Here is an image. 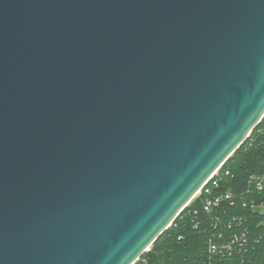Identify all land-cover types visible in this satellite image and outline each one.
I'll return each instance as SVG.
<instances>
[{"label":"water","instance_id":"95a60500","mask_svg":"<svg viewBox=\"0 0 264 264\" xmlns=\"http://www.w3.org/2000/svg\"><path fill=\"white\" fill-rule=\"evenodd\" d=\"M264 116V0H0V264H132Z\"/></svg>","mask_w":264,"mask_h":264},{"label":"trees","instance_id":"16d2710c","mask_svg":"<svg viewBox=\"0 0 264 264\" xmlns=\"http://www.w3.org/2000/svg\"><path fill=\"white\" fill-rule=\"evenodd\" d=\"M263 157L264 116L252 129L249 137L223 163L218 185L213 191L228 190L237 194L245 187L250 173L264 172ZM223 171H228V174H223ZM204 197L202 190L155 239L150 250L143 253L142 256L148 258V264H264V217L256 216L253 211L243 208L238 199H234L232 204L224 201L215 211L207 213L203 209ZM215 212L222 214V219L226 221L232 216H245L250 240L246 250L226 258H207L204 252L205 242L218 231L214 229L213 223ZM236 226L233 223L231 229Z\"/></svg>","mask_w":264,"mask_h":264},{"label":"built area","instance_id":"2783aa9c","mask_svg":"<svg viewBox=\"0 0 264 264\" xmlns=\"http://www.w3.org/2000/svg\"><path fill=\"white\" fill-rule=\"evenodd\" d=\"M221 166L195 195H199L203 190L205 194L203 209L207 213H212L222 202L228 201L232 204L234 199H238L241 201V206L243 208L253 211L256 216L264 217V172L250 173L246 179L245 187L237 194L228 190L224 192H214L213 188L218 185V179L220 178ZM223 174L227 175L228 171H223ZM216 213L218 212L213 214L215 218L213 223L214 229L218 231L214 233L213 236L211 235L205 242L204 252L207 258H226L246 250L250 240L249 230L245 225V216H232L231 219L229 218V220L226 221L222 219V214L219 215ZM233 223L237 225L235 229H231ZM149 250L150 247L144 252ZM143 253L134 260L132 264H148V258L142 256Z\"/></svg>","mask_w":264,"mask_h":264}]
</instances>
